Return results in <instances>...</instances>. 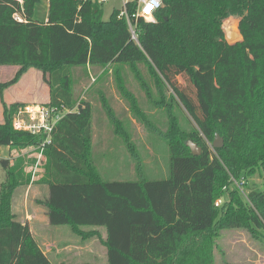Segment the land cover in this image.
I'll list each match as a JSON object with an SVG mask.
<instances>
[{
  "label": "trees",
  "instance_id": "1",
  "mask_svg": "<svg viewBox=\"0 0 264 264\" xmlns=\"http://www.w3.org/2000/svg\"><path fill=\"white\" fill-rule=\"evenodd\" d=\"M39 1L0 0V66L20 67L11 80L0 82L6 113L0 147L34 146L45 138L17 130L14 116L26 105L17 102L8 109L3 97L30 68L41 70L50 86L46 104L66 111L46 146L49 223L71 226L84 239L91 232L83 227H105V264H230L214 262L216 240L229 223L237 224L242 201L237 205L240 190L232 188L228 195L230 182L223 181L228 174L246 179L264 163V112L254 111L264 104L259 94L264 88V0H163L156 22L135 20L136 39L126 16H120L123 10L132 16L134 3L105 19L98 0H49L47 20L40 21L34 17ZM243 9L250 15L241 27L243 39L230 43L221 24ZM78 69L83 75H76ZM129 72L140 86H130ZM110 76L136 118L145 116L147 97L153 108L168 109V129L154 126L170 148L168 178L148 179L145 173L134 181L103 178L94 157L100 137L95 124H104L101 129L126 141L129 150L138 148L139 139L132 136L126 110L117 113L110 104L115 98L103 86ZM76 82L85 88L81 98L75 95ZM96 103L104 106L103 114L96 113ZM174 104L186 125L172 113ZM217 133L224 138L221 148L209 144ZM189 140L202 148L200 155L192 153ZM0 164L6 183L10 176L17 178L7 159L0 158ZM245 185L243 215L251 227L264 228V188ZM0 264H54L29 223L13 212L12 198L0 204Z\"/></svg>",
  "mask_w": 264,
  "mask_h": 264
},
{
  "label": "rangeland",
  "instance_id": "2",
  "mask_svg": "<svg viewBox=\"0 0 264 264\" xmlns=\"http://www.w3.org/2000/svg\"><path fill=\"white\" fill-rule=\"evenodd\" d=\"M20 1L23 2V0ZM123 8V0L105 1L103 3L104 18L109 19L114 9L121 10ZM48 13L49 0H40L35 5V19L45 21ZM121 14L122 11L120 16ZM249 17L248 10L243 9L225 19L221 24V28L224 30L223 27L226 26L234 32L242 34L241 27ZM239 41H241L240 37L235 36L234 43ZM18 67L16 65L0 66V82L13 78L18 71ZM99 71L102 72V69ZM145 71L147 72L146 68ZM37 72L41 73L35 68L31 69L22 78L19 85L12 87L9 92L12 95L29 93L31 99H40V102L25 101L18 103L25 105L46 104L43 100L46 96L48 97L50 86H44L48 84L42 77V73L37 76ZM92 72L95 74L93 69ZM76 75H83V71L80 69L76 70ZM148 76L152 86H156L149 74ZM129 78L131 79L130 86H140L134 73L129 72ZM94 80V77L90 78V82H94ZM179 81L184 82V79L179 77ZM38 84L40 85L38 86ZM103 86L110 87L108 94L115 98V102H110V104L117 110V113L126 110L129 118L128 126L132 136L139 137L137 142H134L138 148L134 149L135 146L129 150L126 146V141L124 142L120 136L118 137L122 141L116 140V136H109L108 130L101 129L104 124L100 125L98 122L95 124L97 127L94 129L100 132V137L94 141V152L96 155L94 157L103 178L106 180L134 181L140 177V174L144 173L148 179L168 178L170 175V148L166 139L157 130H154V126L163 130V132L168 129L170 121L166 114L168 109L165 106L153 108L147 97L148 103L143 105L146 111L145 116L141 119L136 118L129 109V104L125 102L117 91L115 76L107 77ZM74 89L76 97L81 98L85 88L76 82ZM154 92H157L155 88ZM259 94L264 98V88L260 89ZM167 96L169 99V92ZM7 107L9 109L10 105H7ZM76 108L77 105H74L73 109ZM94 108L98 114H103V110L105 112L104 106L100 103H96ZM254 111L264 112V104L258 105ZM172 113L181 116V122L186 125L184 122L185 114L176 104H174ZM256 117H258L257 114ZM5 118V106H0V122H3ZM260 119V121L264 122V116H260ZM180 126H182L181 123ZM209 144L213 147L212 142H209ZM40 145L0 147V158H5L9 161V171L16 173L17 176L16 179L10 176L6 183V170L0 164V204L2 201L12 198L13 212L23 222L29 223L35 240L54 264L107 263V247L103 243V239H106L105 228H101L103 231L102 236L98 235L89 241H83L78 234L73 232L71 226H55L49 223L46 214L48 208L45 200L49 194L50 161L46 154L47 147ZM135 150H137L138 156L134 155L136 154ZM258 164V166L253 168L252 174L248 175L246 179H236L231 174H228L226 180L223 181L224 183L228 180L230 182L228 195L232 188L236 187L240 190L241 193L237 205L241 200L242 212L237 214L239 219H237L235 226L230 225L227 219L228 227L223 228L219 232L220 235L216 240L218 245L214 251L215 263L264 264V228L251 227V224L247 222L246 217L243 215L245 210L243 203L245 204L248 200V187L245 182L249 185L253 184L259 188H264V163L260 162ZM137 165L140 166L139 169L141 168L140 171L142 173H138ZM226 198L228 197L224 196L220 200L225 201ZM230 216H232L231 212H229L228 218L232 221ZM26 217H29V219ZM83 229L89 231L92 227L86 226ZM62 242H66L65 245ZM79 245H82V249L78 252L74 251L78 249ZM62 246L63 248H61ZM50 248L52 250H49Z\"/></svg>",
  "mask_w": 264,
  "mask_h": 264
},
{
  "label": "built area",
  "instance_id": "3",
  "mask_svg": "<svg viewBox=\"0 0 264 264\" xmlns=\"http://www.w3.org/2000/svg\"><path fill=\"white\" fill-rule=\"evenodd\" d=\"M101 3H104L107 0H98ZM124 8L128 3H134L137 6L136 12L130 16L127 10H123L121 16H126L132 35L136 39V30H135V20L139 17H143L145 20L149 21L148 17H152V21L156 22V11L163 6V0H159V3L156 0H123ZM148 3L154 5L150 13H145V8ZM15 18L22 20V17L19 14H15ZM95 79V78H94ZM66 114V111L57 110L55 107L48 104H32L26 105L18 110L14 116V127L17 130L29 131L32 134H43L45 138L42 140L40 146H47L52 143V131L59 120L63 118ZM222 200L216 202L217 205H220Z\"/></svg>",
  "mask_w": 264,
  "mask_h": 264
},
{
  "label": "crops",
  "instance_id": "4",
  "mask_svg": "<svg viewBox=\"0 0 264 264\" xmlns=\"http://www.w3.org/2000/svg\"><path fill=\"white\" fill-rule=\"evenodd\" d=\"M20 67H18V69H19ZM31 69H33V68H30L23 76H22V78L31 70ZM36 69V68H35ZM37 70H39V69H37ZM41 73H42V71L41 70H39ZM41 73H39V72H37V76L39 75L40 76V74ZM42 77H43V73H42ZM22 78L17 82V83H15V84H13V85H11V86H9L8 88H6L5 90H4V95H3V97H4V101L7 103V104H13V103H17V102H27V101H32V102H40V99L39 100H34V99H31L30 98V95H29V93H27V94H19V95H12V94H10V89L12 88V87H15V86H18L19 85V83H20V81L22 80ZM12 79V78H11ZM11 79H9V80H11ZM8 80V81H9ZM6 82V81H5ZM40 84H38V86H39ZM37 86V85H36ZM44 86H49V85H44ZM50 99H51V95H50V91H49V93H48V97L46 96V98L43 100L44 101V103H48L49 101H50ZM0 106L1 107H3V104H2V102H1V95H0ZM8 148H10V147H8ZM28 216V215H27ZM27 219H29V217H26ZM86 227V226H85ZM89 227H92V229L91 230H89V231H87V232H91V234H88V237H87V239H84L83 238V236H81V235H79L81 238H82V240L83 241H89V240H91V239H93V238H95L96 236H98V235H101L102 236V233H103V231H102V226H100V227H97V226H89ZM84 228V227H83ZM103 228H105V227H103ZM84 230V229H83ZM105 230H106V239L104 240L103 239V243L106 245V247H107V238H108V232H107V229L105 228ZM85 231V230H84ZM74 232V231H73ZM74 233H76V232H74ZM77 234V233H76ZM65 243L66 242H62V244H64L65 245ZM63 245V246H64ZM218 245V244H217ZM216 245V246H217ZM63 246L61 247V248H63ZM70 246V245H69ZM65 247V246H64ZM82 249V245H79L78 246V249H76V250H74V251H76V252H78L79 250H81ZM49 250H52V248H50ZM70 251V250H69ZM45 254H46V252H44ZM107 254H108V247H107ZM46 255H48V254H46ZM108 256V255H107ZM108 260H109V256H108Z\"/></svg>",
  "mask_w": 264,
  "mask_h": 264
},
{
  "label": "water",
  "instance_id": "5",
  "mask_svg": "<svg viewBox=\"0 0 264 264\" xmlns=\"http://www.w3.org/2000/svg\"><path fill=\"white\" fill-rule=\"evenodd\" d=\"M225 35H226V39L228 42L230 43H234V37H240V40L243 39V35L240 32H234L233 30L229 29L228 27L224 26L223 27ZM187 145L191 148L192 153L194 155H200L202 153V148L200 146H198L197 143H195L192 140H189L187 142ZM224 146V138L217 133L215 140L213 142V147L214 148H221Z\"/></svg>",
  "mask_w": 264,
  "mask_h": 264
},
{
  "label": "clouds",
  "instance_id": "6",
  "mask_svg": "<svg viewBox=\"0 0 264 264\" xmlns=\"http://www.w3.org/2000/svg\"><path fill=\"white\" fill-rule=\"evenodd\" d=\"M157 3H159V0H156ZM154 5L152 3H148L146 8H145V13H150L153 9ZM149 21H152V17H148ZM154 22V21H153Z\"/></svg>",
  "mask_w": 264,
  "mask_h": 264
}]
</instances>
